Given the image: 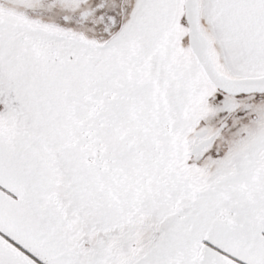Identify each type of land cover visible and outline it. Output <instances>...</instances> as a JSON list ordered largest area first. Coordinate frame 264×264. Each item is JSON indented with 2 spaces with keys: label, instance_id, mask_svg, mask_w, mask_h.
Returning a JSON list of instances; mask_svg holds the SVG:
<instances>
[{
  "label": "snow or ice",
  "instance_id": "6c2138e0",
  "mask_svg": "<svg viewBox=\"0 0 264 264\" xmlns=\"http://www.w3.org/2000/svg\"><path fill=\"white\" fill-rule=\"evenodd\" d=\"M0 264H264V0H0Z\"/></svg>",
  "mask_w": 264,
  "mask_h": 264
}]
</instances>
